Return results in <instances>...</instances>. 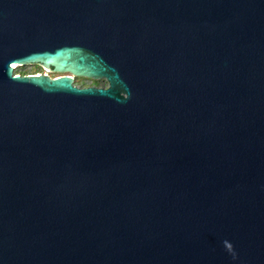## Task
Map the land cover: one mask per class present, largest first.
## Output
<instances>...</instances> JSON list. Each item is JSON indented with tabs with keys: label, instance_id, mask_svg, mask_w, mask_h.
Returning <instances> with one entry per match:
<instances>
[{
	"label": "water",
	"instance_id": "obj_1",
	"mask_svg": "<svg viewBox=\"0 0 264 264\" xmlns=\"http://www.w3.org/2000/svg\"><path fill=\"white\" fill-rule=\"evenodd\" d=\"M0 264H264V0H0Z\"/></svg>",
	"mask_w": 264,
	"mask_h": 264
},
{
	"label": "rangeland",
	"instance_id": "obj_2",
	"mask_svg": "<svg viewBox=\"0 0 264 264\" xmlns=\"http://www.w3.org/2000/svg\"><path fill=\"white\" fill-rule=\"evenodd\" d=\"M30 68H31L30 66L17 67L14 73L32 72ZM74 85H76L77 87H87V86L106 87L107 84L103 80L96 81L86 78H75Z\"/></svg>",
	"mask_w": 264,
	"mask_h": 264
},
{
	"label": "flooded vegetation",
	"instance_id": "obj_3",
	"mask_svg": "<svg viewBox=\"0 0 264 264\" xmlns=\"http://www.w3.org/2000/svg\"><path fill=\"white\" fill-rule=\"evenodd\" d=\"M31 68V70H32V72H30L31 74L32 73H35V72H38L39 70H41L42 68L40 67V66H38V65H33V66H30ZM50 76L51 77H53V76H55V74H53L52 72L50 73Z\"/></svg>",
	"mask_w": 264,
	"mask_h": 264
},
{
	"label": "built area",
	"instance_id": "obj_4",
	"mask_svg": "<svg viewBox=\"0 0 264 264\" xmlns=\"http://www.w3.org/2000/svg\"><path fill=\"white\" fill-rule=\"evenodd\" d=\"M39 74H50L49 71H47V69H41V71L37 72L35 75H39ZM27 75H32V74H27Z\"/></svg>",
	"mask_w": 264,
	"mask_h": 264
},
{
	"label": "trees",
	"instance_id": "obj_5",
	"mask_svg": "<svg viewBox=\"0 0 264 264\" xmlns=\"http://www.w3.org/2000/svg\"><path fill=\"white\" fill-rule=\"evenodd\" d=\"M39 71H41V70H39ZM38 71V72H39ZM16 73V72H15ZM30 72H22V73H16V74H20V75H24V74H29ZM37 72H35V73H32V74H36ZM31 74V73H30Z\"/></svg>",
	"mask_w": 264,
	"mask_h": 264
},
{
	"label": "bare ground",
	"instance_id": "obj_6",
	"mask_svg": "<svg viewBox=\"0 0 264 264\" xmlns=\"http://www.w3.org/2000/svg\"><path fill=\"white\" fill-rule=\"evenodd\" d=\"M14 67H17V66H14Z\"/></svg>",
	"mask_w": 264,
	"mask_h": 264
}]
</instances>
